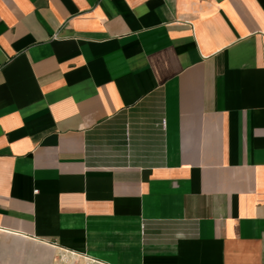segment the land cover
Wrapping results in <instances>:
<instances>
[{"label": "crops", "instance_id": "crops-1", "mask_svg": "<svg viewBox=\"0 0 264 264\" xmlns=\"http://www.w3.org/2000/svg\"><path fill=\"white\" fill-rule=\"evenodd\" d=\"M264 264V0H0V264Z\"/></svg>", "mask_w": 264, "mask_h": 264}, {"label": "rangeland", "instance_id": "rangeland-1", "mask_svg": "<svg viewBox=\"0 0 264 264\" xmlns=\"http://www.w3.org/2000/svg\"><path fill=\"white\" fill-rule=\"evenodd\" d=\"M69 264H96V263L92 262L91 260L76 256V257L71 259Z\"/></svg>", "mask_w": 264, "mask_h": 264}]
</instances>
